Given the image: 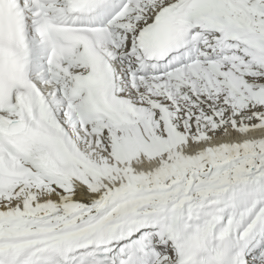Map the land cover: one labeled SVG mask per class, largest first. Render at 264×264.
<instances>
[{"label":"snow or ice","instance_id":"obj_1","mask_svg":"<svg viewBox=\"0 0 264 264\" xmlns=\"http://www.w3.org/2000/svg\"><path fill=\"white\" fill-rule=\"evenodd\" d=\"M0 264H264V0H0Z\"/></svg>","mask_w":264,"mask_h":264}]
</instances>
